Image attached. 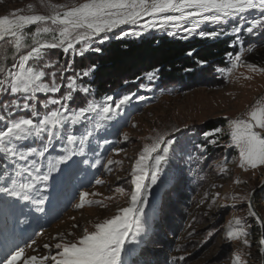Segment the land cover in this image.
<instances>
[{"label": "rangeland", "instance_id": "1", "mask_svg": "<svg viewBox=\"0 0 264 264\" xmlns=\"http://www.w3.org/2000/svg\"><path fill=\"white\" fill-rule=\"evenodd\" d=\"M81 2L83 0H0V16L8 15L12 18L13 13L50 15L51 4L70 7ZM260 11L249 10L229 18L226 23L213 24L206 21L195 32H184V28H191V22L184 21L180 28H172L169 24L150 29L139 38H123L140 40L149 36L167 35L193 40L202 37L198 34L200 31L218 32L220 35H235L240 52L228 59V66H203L206 67L203 70L205 74L184 83L159 85V82L147 84L149 79L146 82L140 80L135 85L138 91L109 95L114 100L129 95L130 101L107 120L98 116L95 126L98 124L99 127L92 129L93 134L85 143L84 153L73 157L89 156L88 169L84 170L81 185H76L73 190L74 194L77 192L74 195L75 203L45 232L25 244L24 254L16 264H23L24 259L31 255L54 254L56 243L77 241L85 229L94 231L97 223L116 215L119 208L128 206V193L134 187L130 185L131 168L144 145L153 143V138L158 134H164L173 143L169 146L168 162L162 165L160 180L147 190V203L141 217L144 231L135 241L125 246L127 251L124 259L127 264H233L237 255L240 258L239 264H264V253L259 251L258 244V240L264 236V228L248 216L247 207V200H252V194L264 182V166L255 169L239 167V149L232 145L229 123V118L244 117L255 100L264 97V71H260L264 69V62L259 64L248 61L251 52L264 42V28L257 26L252 34L246 31L253 19L260 18ZM149 19L151 17H143L137 25H121L109 34L112 38L104 43L116 39L122 30L138 29L139 24ZM234 26L240 27L242 31L234 32ZM35 27L28 26L26 32L30 34ZM168 32H175L176 35H168ZM244 38L250 40L243 41ZM26 43L30 44V39H26ZM101 45L98 38H93V48ZM76 47L79 49L80 45ZM7 50H10V55H6L4 50L0 56L10 57L6 61L10 65L14 49L7 46ZM21 51L26 53L27 49ZM60 53L64 59H68L63 62L64 66L59 61ZM97 53L100 54L88 51L81 57L73 56L71 52L65 54L61 49H51L46 51L44 62L52 64V72H58L67 63L73 62V69L65 73L67 76L72 75V72L74 74L76 68L79 69L76 60L85 57L86 67L89 66L88 55ZM238 55L241 59L237 62L235 57ZM249 65H254L255 69ZM42 80L48 83L44 78ZM125 88L131 90L132 86ZM65 92L67 89L59 93H37V102L49 97L59 99ZM80 93L78 107H83V100L99 103L104 98H98L92 90L90 93ZM3 95L0 94V98ZM12 95L14 99L19 98L18 94ZM210 122L220 125L218 129L221 131L210 138L216 143L206 141L203 135L213 132L206 127ZM125 135L127 140L124 139ZM50 158L55 160L57 157L53 154ZM109 159L121 163L109 166V170L105 166ZM97 160L100 163H96ZM0 162L3 161L0 159ZM25 164L27 162L18 159L14 163L16 166ZM39 167V175L47 170V166L45 170H42L43 166ZM7 173V176L0 174V187L8 186L15 176V170L12 174L9 170ZM26 177L31 178L28 174ZM97 179L103 183L97 184ZM237 180L241 182L236 183ZM188 181H192L191 185L195 186L191 197L187 191L193 186ZM117 187H123L125 193H117ZM79 192H87L89 195L85 197L82 206L77 207L81 204ZM234 196L235 200L232 199ZM97 200L102 203H95ZM253 202L261 218H264V193L255 196ZM236 217L242 219L248 235L228 239V225ZM12 222L16 225L25 221L21 216L19 219L13 217ZM244 239L251 241L250 247L243 244ZM45 244L50 245L51 250L44 249ZM14 251L3 245L0 239V262Z\"/></svg>", "mask_w": 264, "mask_h": 264}, {"label": "snow or ice", "instance_id": "2", "mask_svg": "<svg viewBox=\"0 0 264 264\" xmlns=\"http://www.w3.org/2000/svg\"><path fill=\"white\" fill-rule=\"evenodd\" d=\"M50 8L52 10L50 15L13 13L12 18L8 15L0 16V47H4L5 51L7 46L14 49L11 57L13 62L10 65L6 64L8 59L6 55L0 56V94H18L23 99V103L9 102L12 111L17 108L31 109L30 116L8 117L7 123L0 128V153L13 163L17 159L27 162L25 165L17 166L15 176L8 186L0 187V193L23 201L32 200L29 191L35 188L36 181H48L52 173L61 171V166L69 167L74 156L84 153L85 143L93 132L85 128L82 134L76 135L73 133L72 125L90 120L88 114L93 112L107 120L130 101L129 95L116 100L112 96H106L99 103L86 101V106L72 108L69 102L73 101L74 92L77 90L82 93L91 92L89 87L78 85L77 80L88 77L95 71L96 66L94 64L86 66L75 70L72 75L65 76V73L74 67L73 62H69L58 72H47L46 69L52 67V64L44 62L47 50L61 49L65 54L71 52L73 56L81 57L88 51L100 52V47H92L93 38H98L99 43L103 44L112 38L109 34L115 29L121 25H137L143 17L151 19L139 24L138 29L122 30L115 38L123 39L128 36L139 38L150 29L162 28L169 24L172 28H180L181 22L184 21H190L191 28H184L183 31L195 32L203 22L226 23L229 18L257 9L261 10L260 18L253 19L246 31L252 34L257 26L264 28V0H83L70 7L51 4ZM170 12L179 14H169ZM240 18L243 19V16ZM31 25L36 27L29 34L26 28ZM233 31L240 33L242 29L234 26ZM198 34L202 37H215L221 33L200 31ZM168 35L176 33L168 32ZM26 39H30L31 43H26ZM77 44L80 45L79 49L76 47ZM22 49H27L26 53H22ZM240 59L239 55L235 57L237 62ZM249 67L255 69L254 65ZM156 71L158 70L146 74L149 80L155 78ZM58 75L61 80H67L69 91L59 99L49 97L41 101L45 109L49 105L58 106L41 115L36 105L37 93H59L61 84L57 83ZM46 76L51 77V83L43 82L42 78ZM229 123L232 145L239 149V167L255 169L264 166V97L256 99L244 117L229 118ZM96 126L99 127L98 124ZM220 131L215 129L213 132L204 133L205 140L216 143L210 138ZM124 139H128L127 135ZM26 141L35 142L37 146L24 147L22 142ZM60 141L63 142V154L58 155L54 161L49 160L47 172L38 175L40 167L37 166L36 160H30L29 157H45L46 153L55 147L56 142ZM172 143L173 141L170 138L166 139L164 134H158L153 138V143L145 144L139 152L138 159L131 168L130 185L134 187L128 193V206L119 208L116 215L97 223L94 231L89 232L85 229L77 241L56 243L54 254L31 255L24 259L23 264H127L124 259V253L127 251L125 246L135 241L144 231L141 217L147 203V190L160 180L162 165L168 162L169 146ZM96 163L100 161L97 160ZM117 163L121 162L109 159L105 166ZM24 173L31 178L26 177V182L21 183L18 177ZM7 175L5 171L4 176ZM96 183L101 184L103 181L97 179ZM115 191L125 193L123 187H117ZM88 195L87 192L80 193L81 204L77 207L82 206ZM232 199L235 200L236 197ZM94 202L102 203L99 200ZM33 203L42 205L44 200L38 199ZM247 207L248 216L264 228V218L254 210L251 200H247ZM38 210L42 211L40 208ZM228 229L226 233L228 239H239L248 235L240 217L234 218ZM243 244L250 247L251 241L244 239ZM258 244L259 251L264 253V236H261ZM43 247L51 250L48 244ZM23 254L24 249L18 248L0 264H16ZM239 261L237 255L233 264H239Z\"/></svg>", "mask_w": 264, "mask_h": 264}, {"label": "trees", "instance_id": "3", "mask_svg": "<svg viewBox=\"0 0 264 264\" xmlns=\"http://www.w3.org/2000/svg\"><path fill=\"white\" fill-rule=\"evenodd\" d=\"M31 28L30 30H32ZM243 41L250 39L244 38ZM235 44H233V43ZM100 54L88 55V62L90 65H95V71L88 77H81L77 80V84H82L89 87L95 92L98 98H103L109 95H117L118 93H127L131 91H138L135 86L137 81H147V73L156 71L154 79L149 80L148 83L159 82L162 83H184L189 80H193L203 74V66L219 65L228 66V59L231 56L237 55L240 52V45H238L235 35H219L212 38H195L193 40H182L173 38L167 35L161 36H149L140 40L137 39H114L108 43H104L100 46ZM4 47H0V52L3 53ZM191 53V55H189ZM6 55H10V50H7ZM7 60H10L8 57ZM68 59H64L63 54H59V61L64 66L63 62ZM248 61L253 63L264 62V42L251 52ZM76 64L79 69L85 67V57L76 60ZM76 68L75 70H79ZM51 69H46L47 72ZM67 73H70L69 71ZM73 74V72H72ZM139 77V79H137ZM44 80L51 83V77L46 76ZM57 83L61 84V92L67 89V83L65 80L57 78ZM127 86H132L131 90H127ZM69 91V89H67ZM79 90L73 93L74 99L69 102L72 108H78L79 102ZM55 98V97H51ZM58 99V98H55ZM8 100V102H7ZM9 102L23 103L21 97L14 99L13 95H3L0 98V128L7 123V118H17L18 116H30L31 109L17 108L15 111L11 110ZM83 106L85 100L81 101ZM37 110L41 115L51 110L54 105H49L47 109L44 108L41 102H37ZM90 120L83 121L81 124L72 125L73 133L80 135L85 131V128L90 130L94 129L99 117L96 113L90 114ZM38 119V117L36 118ZM220 125L210 122L206 127L208 130L218 129ZM200 142V141H199ZM24 147L37 146V143L32 141L22 142ZM58 152V153H55ZM53 154L55 157L63 154V142H56L55 147L50 149L46 153L45 157L31 156V160H38L40 166L52 160ZM0 174H4L5 171H12L17 169V166L11 160H6L3 153H0ZM77 165H82L83 158L78 157L74 159ZM17 161V160H16ZM31 167V165H29ZM27 173L18 177L19 181H24ZM192 183V181H188ZM193 186V185H191ZM195 186L188 190L189 197L194 193ZM1 196V195H0ZM4 200L0 197V205Z\"/></svg>", "mask_w": 264, "mask_h": 264}, {"label": "water", "instance_id": "4", "mask_svg": "<svg viewBox=\"0 0 264 264\" xmlns=\"http://www.w3.org/2000/svg\"><path fill=\"white\" fill-rule=\"evenodd\" d=\"M264 193V184H261L255 191L254 193L252 194V204L254 206V210L258 213V215L260 216L259 212L257 211L256 207H255V204L253 202V198L255 196H259L260 194ZM261 217V216H260Z\"/></svg>", "mask_w": 264, "mask_h": 264}, {"label": "bare ground", "instance_id": "5", "mask_svg": "<svg viewBox=\"0 0 264 264\" xmlns=\"http://www.w3.org/2000/svg\"><path fill=\"white\" fill-rule=\"evenodd\" d=\"M262 184H264V182H262Z\"/></svg>", "mask_w": 264, "mask_h": 264}]
</instances>
